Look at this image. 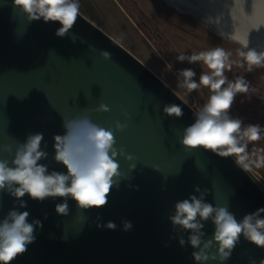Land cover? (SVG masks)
<instances>
[{
    "label": "water",
    "instance_id": "1",
    "mask_svg": "<svg viewBox=\"0 0 264 264\" xmlns=\"http://www.w3.org/2000/svg\"><path fill=\"white\" fill-rule=\"evenodd\" d=\"M163 1L218 36L264 51V0ZM59 27L42 20L29 24L12 0H0V148L14 149L28 135L42 133L48 158L40 163L49 171L66 172L53 159V137L64 133L63 116L103 103L111 110L92 112V120L108 128L124 122L122 112L128 113L127 129L114 133L116 146L134 154L137 166L129 173L128 164L118 158L127 178L112 188L106 206L83 213L71 199L70 214L60 216L55 205L61 198L41 202L25 195L27 207L19 210L28 211L29 222L40 220L43 227L11 264H195L191 246L179 244L188 233L168 219L174 204L199 195L193 191L199 186L208 189L207 202L227 206L240 220L264 207V182L237 167L234 157L185 150L179 139L196 110L91 19L80 12L63 38L55 35ZM101 50L110 52L111 59L104 60ZM166 104L180 105L183 117L166 116ZM0 158L11 156L0 152ZM16 205L7 192H0V219ZM78 215L84 219L78 221ZM109 221L115 230L103 226ZM123 221L132 223L131 230H123ZM213 230L207 222L204 238L210 239ZM223 264H264V249L241 237Z\"/></svg>",
    "mask_w": 264,
    "mask_h": 264
},
{
    "label": "clouds",
    "instance_id": "2",
    "mask_svg": "<svg viewBox=\"0 0 264 264\" xmlns=\"http://www.w3.org/2000/svg\"><path fill=\"white\" fill-rule=\"evenodd\" d=\"M12 6L29 24L39 20L58 23L60 27L55 35L61 38L68 35L80 15V0H12ZM243 49H248L246 42L237 51V59L220 46L177 54L178 62L199 64L202 69L198 80L193 68L178 70L177 87L184 89L186 95L205 89L208 92L203 105L194 112V122L183 128L179 143L185 150L203 149L221 158L234 157L236 166L250 174L254 169L264 168V147H255L256 142L264 140V126L244 124L241 118L230 113L238 94L248 96L257 94L258 90L244 75H234L230 79L228 73H232L234 67L245 73L264 69V51ZM100 56L110 60L112 54L101 50ZM110 110L108 105L101 103L94 109L85 108L75 115L63 116L64 133L53 137V159L63 165L66 172L49 171L46 164L40 163L48 158L47 151L41 147L42 133L28 135L24 142H17L14 149L12 145L0 148V152L11 156L10 160L0 158V192H7L17 202L0 219V264H11L26 252L28 245L35 241L36 229L43 227L40 220L29 222L28 211L19 210L27 207L22 199L25 195L41 202L47 198H61L62 202L55 205V212L60 216L70 214L68 200L71 199L83 213L106 206L112 188H118L127 178L120 171L118 158L128 164L129 173L136 169V156L123 146L117 147L114 134L127 129L128 113L122 112L124 122L117 120L108 128L91 118L92 112L107 113ZM162 111L174 118L184 115L178 104H166ZM193 191L199 195L191 194L177 201L174 213L168 219L174 228L188 233L187 241L181 237L179 244L191 246L195 264H208L209 261L223 264L230 259L241 237L264 249V207L237 220L227 206H215L206 201L208 189L195 186ZM76 219L82 221L84 217L78 215ZM209 221L214 230L212 237L205 239L204 227ZM122 224L124 231L131 230L130 221ZM103 226L109 230L117 227L112 221Z\"/></svg>",
    "mask_w": 264,
    "mask_h": 264
},
{
    "label": "rangeland",
    "instance_id": "3",
    "mask_svg": "<svg viewBox=\"0 0 264 264\" xmlns=\"http://www.w3.org/2000/svg\"><path fill=\"white\" fill-rule=\"evenodd\" d=\"M80 12L137 56L195 110L205 102L207 90L186 95L184 89L177 87L176 73L190 67L196 71L198 80L202 69L199 64L178 62L177 54H191L220 46L232 52L233 59H237V51L242 48L238 43L214 34L192 15L168 6L163 0H80ZM240 74L258 92L248 96L238 94L230 114L241 118L244 124L264 126V69L245 73L243 69L234 67L233 72L228 73L230 79ZM255 147H264V140L256 142ZM253 172L264 182V168Z\"/></svg>",
    "mask_w": 264,
    "mask_h": 264
},
{
    "label": "bare ground",
    "instance_id": "4",
    "mask_svg": "<svg viewBox=\"0 0 264 264\" xmlns=\"http://www.w3.org/2000/svg\"><path fill=\"white\" fill-rule=\"evenodd\" d=\"M173 1H176V0H173Z\"/></svg>",
    "mask_w": 264,
    "mask_h": 264
}]
</instances>
